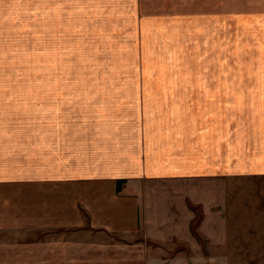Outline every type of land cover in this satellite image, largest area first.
I'll return each mask as SVG.
<instances>
[{
  "label": "crops",
  "instance_id": "1",
  "mask_svg": "<svg viewBox=\"0 0 264 264\" xmlns=\"http://www.w3.org/2000/svg\"><path fill=\"white\" fill-rule=\"evenodd\" d=\"M146 1L0 0V234L35 229L61 244L66 227L93 228L104 234L84 236L89 249L106 242L137 264H173L180 252L170 261L154 252L161 242L150 226L162 223L149 195L183 196L181 214L169 218L173 227L184 222L191 239L193 206L202 202L191 196L193 186L264 177L263 10L247 12L250 25L260 23L263 73L218 70L225 19L219 4L264 0H201L212 6L200 14V74L163 73L173 50L167 38L183 18L144 14ZM68 17L139 22L141 72L65 74ZM236 17L241 22L246 14ZM37 19L41 73L33 74ZM76 190L88 193L87 221L75 201L65 217V194ZM104 195L111 204L99 201Z\"/></svg>",
  "mask_w": 264,
  "mask_h": 264
},
{
  "label": "rangeland",
  "instance_id": "2",
  "mask_svg": "<svg viewBox=\"0 0 264 264\" xmlns=\"http://www.w3.org/2000/svg\"><path fill=\"white\" fill-rule=\"evenodd\" d=\"M142 5L144 14L166 13L172 17L183 18L180 28L174 30L167 38L173 50L171 53L168 52L169 57H165L169 58L170 64L167 67L163 66L165 69L163 73H203L199 52L202 34L198 29L201 12L212 4H204L201 0H176L170 3H164L163 0H148ZM219 5L224 6L225 19L218 70L222 74L263 73L260 68L261 53L258 47L260 23L250 25L247 17L251 11L252 15L259 14L258 10H263L260 14H264V3L226 1ZM238 14H246L245 20L237 21ZM184 17L187 21L190 18L189 23H185ZM34 22L32 38L34 63L33 71L30 70L29 73L40 74V52H37L40 50L39 19ZM141 33L139 22L136 23L133 19L65 18L64 73H140L143 59ZM212 58L213 55L210 53V59ZM213 69H217L216 63ZM176 189L181 190V187ZM192 193L194 200L202 202L201 205L193 206L197 217L194 221L195 227L192 226L191 239L187 237L185 227L180 225L184 222H177L179 224L173 227L174 223L171 224L172 220L169 218L181 214L179 199L183 196H170L168 191L159 195H149V209L155 203L162 223L157 227L150 226L151 234L159 236L161 242L153 244L159 245L158 248L155 247L154 252L160 253L169 261L175 255L178 257L180 252L173 264H179L184 260H188L189 264H264V177L230 178L218 180L210 185L196 184L192 188ZM87 196L88 193L84 190L66 192L65 217L69 218L74 214L71 205L75 201L80 206L82 217L86 221L89 220L88 209L84 206ZM98 198L100 202L111 204L109 196ZM37 203L41 205L39 201ZM204 214L206 217L203 221ZM34 230L30 233L26 231L27 234L1 233L0 264H137L138 261L130 257L121 258L120 253H116L118 249L111 248V243L100 242L97 243L103 245L100 248H87L89 240L84 236L104 234L98 229L66 227L61 239L59 235L61 244L53 242L51 237L46 240L44 235L41 236ZM79 239L82 242L76 243ZM61 253L60 262L59 258L58 260L56 258Z\"/></svg>",
  "mask_w": 264,
  "mask_h": 264
}]
</instances>
